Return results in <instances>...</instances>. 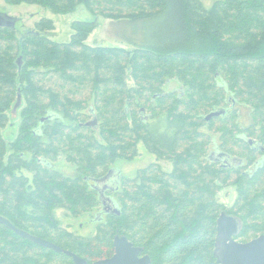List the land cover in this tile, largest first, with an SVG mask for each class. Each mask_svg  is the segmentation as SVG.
<instances>
[{
    "label": "trees",
    "instance_id": "16d2710c",
    "mask_svg": "<svg viewBox=\"0 0 264 264\" xmlns=\"http://www.w3.org/2000/svg\"><path fill=\"white\" fill-rule=\"evenodd\" d=\"M4 1L53 12L82 5L124 22L133 35L122 37L127 49L87 43L96 20L73 21L64 42L50 37L49 18L22 33L0 26L1 216L86 264L109 257L116 234L140 246L151 264H217L222 210L244 221L240 240L264 232V162H252L264 148V0H212L208 7L201 0ZM13 109L18 130L6 140ZM213 138L252 169L242 174L208 161ZM139 143L172 169L150 163L112 189L96 181L116 159L134 158ZM60 156L74 175L53 168ZM232 184L237 197L226 208L216 194ZM101 188L118 213L103 210ZM98 205L94 237L68 232L52 214L63 208L78 216ZM0 264L72 261L0 223Z\"/></svg>",
    "mask_w": 264,
    "mask_h": 264
},
{
    "label": "rangeland",
    "instance_id": "374dc122",
    "mask_svg": "<svg viewBox=\"0 0 264 264\" xmlns=\"http://www.w3.org/2000/svg\"><path fill=\"white\" fill-rule=\"evenodd\" d=\"M201 2L208 7L211 5L212 0H201ZM0 11L18 18L15 27L19 33H22L29 28H33L35 22L41 18L51 19L54 23V29L49 35L52 39L61 42L69 40L72 33L71 23L73 21L96 20L97 27L90 33L87 43L91 45H114L132 49V45L126 43L125 39H122L123 36L133 35L132 28L127 31L125 30L124 22L111 21L100 15L95 16L82 5H78L74 10L69 12H53L51 9L38 4H9L4 0H0ZM172 87H174L173 84L165 86V89ZM13 113L15 114L14 109L13 112L11 111V115L9 113V122L2 131V135L6 140L14 139L17 134L19 119ZM241 121H249L246 113L242 115ZM205 128L206 126L203 127V129ZM137 149V155L134 158L130 160L116 159L113 163V166L120 171L122 177L133 178L136 176L139 169H142L153 162H157L161 168L166 171L172 169V162L170 160L158 161L155 156L145 150L142 143L138 144ZM53 168L67 176L75 174V166L69 163L64 156H60L54 161ZM236 197V185L227 188L224 187L216 194L218 201L226 206L232 205ZM99 208L100 206L98 205L97 208L94 209L95 211L83 213L78 216L69 214L68 211L63 208H56L52 211V214L55 219L58 220L60 227L66 229L68 232H73L86 237H94L98 233V228L95 222L92 221V217ZM262 220L264 223V218Z\"/></svg>",
    "mask_w": 264,
    "mask_h": 264
},
{
    "label": "water",
    "instance_id": "95a60500",
    "mask_svg": "<svg viewBox=\"0 0 264 264\" xmlns=\"http://www.w3.org/2000/svg\"><path fill=\"white\" fill-rule=\"evenodd\" d=\"M17 21V17L10 16L5 12L0 11V26L15 27ZM221 113V110L212 111L207 114L206 119H209L212 116H218ZM226 156L232 161H235L236 159V157H232L228 154H226ZM106 178L107 175L101 179H96V181L104 182L107 180ZM103 206L104 211L118 213L117 208L111 203L107 204V206ZM0 223L6 225L16 234L27 238L40 246L51 248L56 252L65 253L71 257L73 264H86V260L76 253L63 249L45 238L32 235L25 230L17 228L8 219L1 215ZM240 224L241 222L238 218L228 216L224 211L220 213V216L217 219L216 236L213 249V254L216 258L217 264H264V234H261L247 242H237L234 240L233 236L239 231L241 226ZM113 247L114 251L110 257L97 259L92 262V264H150L151 262L148 255L140 256L143 250L141 247L135 246L123 235H114Z\"/></svg>",
    "mask_w": 264,
    "mask_h": 264
},
{
    "label": "flooded vegetation",
    "instance_id": "af4514ba",
    "mask_svg": "<svg viewBox=\"0 0 264 264\" xmlns=\"http://www.w3.org/2000/svg\"><path fill=\"white\" fill-rule=\"evenodd\" d=\"M206 116L207 115H205L204 116V118H205V120L208 122L212 117H216V116H212V117H210L209 119H206ZM250 140H251V142H250ZM248 143L250 144V145H252V143H255V144H257L256 143V141L253 139H250V137L248 138ZM258 146V145H257ZM259 147V149H260V151H257V153L259 152V154L252 160V162H253V164H254V166H255V163H257L258 161H262V162H264V148H262L260 145L258 146ZM145 150L148 152V153H150L151 155H153V156H155V158L159 161V160H167V159H162V158H157V156L155 155V154H153V153H151V152H149L146 148H145ZM222 153H224V154H222ZM222 154V155H221ZM226 154H228V155H230V156H232V157H236V159H235V161H232L230 158H228L227 156H226ZM208 161H210L211 163H213V164H215L217 167H219V168H222V169H235V170H239L240 169V173H245V172H247L248 170H250V169H252V165H250L249 164V162H248V159L246 158V157H240V156H237V155H234V154H232V153H228L227 151H224V150H221L219 147H218V144H216L215 145V142H214V138L212 139V142L210 143V145H209V149H208V151H207V153H206V157H205ZM248 162V163H247ZM153 163H155V162H153ZM157 163V162H156ZM238 163V164H237ZM121 174H120V171L118 170V169H116V167H114L113 165H111V167L109 168V170H108V172H107V181H106V186L105 185H103V187H108V188H110V189H112L113 187H116V186H118V182H119V180L121 179ZM94 181V180H93ZM233 185V184H232ZM232 185H229V186H232ZM229 186H226L225 188H227V187H229ZM104 188H101L100 190H99V193H100V195H99V198H100V202H101V206L102 207H104L103 205H106L107 206V204L108 203H111V201L107 198V194H105L104 192H105V190H103ZM108 193V192H107ZM110 195H111V191H110V193H109ZM235 200H236V198H235ZM235 200H234V202L232 203V205H230V206H226L225 205V207L226 208H230V207H232V206H234L235 204ZM101 207V208H102ZM222 211H224L225 213H226V215H228V216H231V217H235V218H238L239 220H240V222H241V226H240V228H239V231L233 236L234 237V240L235 241H237V242H240V243H243V242H247V241H249V240H251V239H253V238H255V237H257V236H259V235H261V234H264V232L263 233H260V234H258L257 236H255V237H253V238H250V239H248V240H240L239 238H238V234L240 233V231H241V229H242V227H243V225H244V221L238 216V215H236V214H232V213H228L226 210H222ZM222 211H220L219 212V214H218V216H217V218H216V223H215V229H216V226H217V219H218V217L220 216V213L222 212ZM115 213V212H114ZM215 236H216V233H215ZM214 241H215V238H214ZM136 246V245H135ZM138 246V245H137ZM140 247V246H139ZM113 251H114V247H113ZM113 254V253H112ZM111 254V255H112ZM110 255V256H111ZM141 255H148L147 253H143V250H142V252H141V254H140V256ZM109 256V257H110ZM149 256V255H148ZM150 257V256H149ZM107 258V257H106ZM150 260H151V258H150ZM150 264H151V262H150Z\"/></svg>",
    "mask_w": 264,
    "mask_h": 264
},
{
    "label": "bare ground",
    "instance_id": "6f19581e",
    "mask_svg": "<svg viewBox=\"0 0 264 264\" xmlns=\"http://www.w3.org/2000/svg\"><path fill=\"white\" fill-rule=\"evenodd\" d=\"M223 110V109H222ZM224 115V114H223Z\"/></svg>",
    "mask_w": 264,
    "mask_h": 264
}]
</instances>
